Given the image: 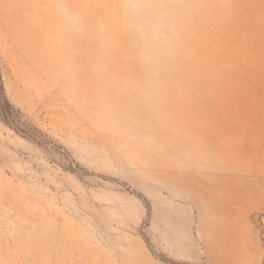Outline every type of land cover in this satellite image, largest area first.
Returning a JSON list of instances; mask_svg holds the SVG:
<instances>
[{"label": "rangeland", "instance_id": "1", "mask_svg": "<svg viewBox=\"0 0 264 264\" xmlns=\"http://www.w3.org/2000/svg\"><path fill=\"white\" fill-rule=\"evenodd\" d=\"M0 264H264V0H0Z\"/></svg>", "mask_w": 264, "mask_h": 264}]
</instances>
